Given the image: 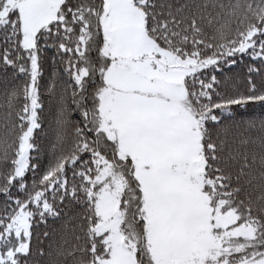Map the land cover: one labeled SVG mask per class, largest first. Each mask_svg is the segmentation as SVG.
Wrapping results in <instances>:
<instances>
[{
  "label": "snow or ice",
  "instance_id": "1",
  "mask_svg": "<svg viewBox=\"0 0 264 264\" xmlns=\"http://www.w3.org/2000/svg\"><path fill=\"white\" fill-rule=\"evenodd\" d=\"M0 264H264V0H0Z\"/></svg>",
  "mask_w": 264,
  "mask_h": 264
}]
</instances>
